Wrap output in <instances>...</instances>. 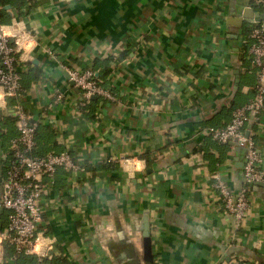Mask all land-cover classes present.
Returning <instances> with one entry per match:
<instances>
[{"label": "crops", "instance_id": "0c3cea01", "mask_svg": "<svg viewBox=\"0 0 264 264\" xmlns=\"http://www.w3.org/2000/svg\"><path fill=\"white\" fill-rule=\"evenodd\" d=\"M252 2L35 0L27 11L5 5L7 22L17 16L36 33L20 101L41 119L39 152L70 148L89 168L82 178L59 170L46 196L55 262L145 264L148 221L155 264H264V186L249 190L251 209L237 228L215 175L239 191L246 152L208 134L253 97L256 74L242 69L240 46L244 26L254 23L240 17ZM48 48L97 75L103 64L95 61L111 57L102 81L118 100L98 98L92 113L84 111L80 91ZM16 103L9 98L0 108V197L16 131L6 118L15 116ZM252 129L264 157V123ZM5 223L0 217V229Z\"/></svg>", "mask_w": 264, "mask_h": 264}, {"label": "built area", "instance_id": "2783aa9c", "mask_svg": "<svg viewBox=\"0 0 264 264\" xmlns=\"http://www.w3.org/2000/svg\"><path fill=\"white\" fill-rule=\"evenodd\" d=\"M25 1L33 3L35 0ZM252 4L264 13V0H253ZM4 7L0 2V108L6 106L9 98L17 99L13 111L18 135L10 142L12 158L2 181L0 211L9 214L7 226L0 229V264L16 263L23 255L35 257L36 264H58L55 262L56 241L47 233L45 225L46 196L55 187L59 170L82 178L89 174V168L70 148L52 150L44 155L37 153L41 119L35 118L20 101L23 69L37 46L36 33L17 16L11 22H5ZM254 23L247 33L241 34V46L244 54L251 56L256 69L255 93L246 104L234 109L231 121L225 127L208 131L218 143L236 144L246 152L244 185L239 191L230 187L221 172L215 175L214 186L220 192L224 211L234 216L237 228L251 209L249 188L264 183V157L252 129L264 123V21ZM46 51L80 91L81 107H86L94 96L104 101L118 100V94L112 88L102 85L93 66L83 69L77 64L63 63L53 49ZM63 97L59 92L56 99ZM6 248L13 250L11 256H7Z\"/></svg>", "mask_w": 264, "mask_h": 264}, {"label": "trees", "instance_id": "16d2710c", "mask_svg": "<svg viewBox=\"0 0 264 264\" xmlns=\"http://www.w3.org/2000/svg\"><path fill=\"white\" fill-rule=\"evenodd\" d=\"M0 2L2 4H4V6L8 5V4H11L12 6L17 5L20 8H24L26 11L30 10L31 7L33 6L32 5L33 3H28L25 0H0ZM4 13H6V8L5 7H4V10H3V14ZM4 20H5V22H7L8 18L5 17ZM249 24L250 25H248L246 27L244 26L243 33H247L254 26L255 23H252V24L249 23ZM244 55L245 56H244V59H243L242 69L245 70V71H250V72H254L255 71V74H256V69L253 66L252 62H251V60H252L251 56L246 54V53ZM108 59L111 60V57H108ZM108 59H106L105 61H103L100 64H99V60L95 61V67L96 68H98L99 66H101L103 64V69L100 70L99 71V75H97L98 79H100V80H103L102 78H106L108 75L110 76L108 63L106 62V61H108ZM95 72L97 73V70ZM37 75H39V74H37ZM37 75H35V77H37ZM102 82H103L102 85L104 87L111 89V86L109 85L108 80H107V82H104V81H102ZM22 86H23V93H24L25 92V87H24V84H23V76H22ZM254 93H255V87L253 88V95H254ZM95 104H96V101L94 99H92L91 102L86 107H82V109L84 111L88 110L89 113H92L94 111ZM6 119H7V121L12 122L13 124L16 123V131L15 130L12 131V136H11L12 137L11 140H12L13 138H15L18 135L17 118H16V116H14V117L7 116ZM225 126H222V127H225ZM218 128H221V127H218ZM11 140H10V142H11ZM215 142L218 143L217 141H215ZM218 144H220V143H218ZM220 145H223V144H220ZM37 153L40 154V155H44L45 154V153L43 154V152H41V151L39 152V148L37 149ZM6 155H7V161H6V163H7L6 168H7L8 165H9L10 159L12 158V151H11L10 147H9V150L6 151ZM6 168H5V170H6ZM5 170H4V172H5ZM249 190H250V188H249ZM8 214H9L8 211H5V210L0 212V217L3 220V223H5V220H6V222H8ZM6 252H7V256H11L13 254V250L11 248H6ZM56 263H58V262L56 261ZM66 263H69V262H64V263L61 262L59 264H66ZM7 264H36V258L33 257V256H24L23 255V256H19L18 261L16 263L7 262Z\"/></svg>", "mask_w": 264, "mask_h": 264}, {"label": "water", "instance_id": "95a60500", "mask_svg": "<svg viewBox=\"0 0 264 264\" xmlns=\"http://www.w3.org/2000/svg\"><path fill=\"white\" fill-rule=\"evenodd\" d=\"M251 21V22H262L264 21V13L257 11L253 4L246 7L242 17H240V21ZM69 76L67 75V78ZM74 85L73 82H71ZM93 99H97V96H94ZM2 180V178H1ZM258 186H264V183H257L254 188ZM143 251H144V262L145 264H155L154 254H153V246H152V236H151V228L148 221H146L143 227Z\"/></svg>", "mask_w": 264, "mask_h": 264}, {"label": "clouds", "instance_id": "9594fccd", "mask_svg": "<svg viewBox=\"0 0 264 264\" xmlns=\"http://www.w3.org/2000/svg\"><path fill=\"white\" fill-rule=\"evenodd\" d=\"M136 167H137V169H139V167H140V163L139 162H137Z\"/></svg>", "mask_w": 264, "mask_h": 264}, {"label": "rangeland", "instance_id": "374dc122", "mask_svg": "<svg viewBox=\"0 0 264 264\" xmlns=\"http://www.w3.org/2000/svg\"><path fill=\"white\" fill-rule=\"evenodd\" d=\"M242 45V43H241V39H240V46ZM256 127V126H255Z\"/></svg>", "mask_w": 264, "mask_h": 264}]
</instances>
